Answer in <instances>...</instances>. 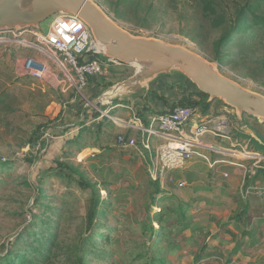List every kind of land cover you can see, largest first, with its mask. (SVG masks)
<instances>
[{
    "label": "rangeland",
    "instance_id": "rangeland-1",
    "mask_svg": "<svg viewBox=\"0 0 264 264\" xmlns=\"http://www.w3.org/2000/svg\"><path fill=\"white\" fill-rule=\"evenodd\" d=\"M95 1L131 34L182 46L211 60L216 54L215 43L225 24H229L226 19L218 20L219 28L213 25L217 21L205 17L201 6L191 0ZM53 17L40 22L36 29L45 33ZM20 31H15V40L0 42V258L11 250H24L23 242H17L16 237L37 217L47 226L43 225L47 229L45 234L40 232L42 239L56 232L54 243L58 244L59 252L52 258L55 264H70L66 251L73 252L81 237L95 242V246L85 244L89 264H144L153 255L165 260L164 264H264V196L252 192V188L246 193L254 185L246 180L249 177L244 172H233L234 167L221 168L222 163H218L212 168L207 166L209 173L202 170L203 183L193 179L194 184L177 187L176 176L184 175L183 168L199 159L194 156L182 170L165 173L160 187L166 193L153 201L150 164L156 145L164 140L152 138V148L147 150L135 137L137 143L133 147L121 148L116 145L119 126L113 123L112 128L103 127L104 133L88 131L81 134L77 143L67 144L83 127L95 128L94 124L104 116L98 110L99 118L91 116L94 106L84 98L91 97L90 87L78 93L53 63H50L52 75L46 79H33L19 72L18 65L25 58H42L35 49V37L30 32L19 35ZM8 35L13 37L12 33ZM229 47L220 73L264 95V35L260 43L252 44L241 54L243 49H231L233 43ZM225 51L222 46L220 52ZM134 71L135 67L129 65L107 67L94 78L111 85ZM183 81L182 85L173 83L174 94L169 91V84L163 85L160 94L172 103L182 92L195 90ZM141 93L155 99L146 89ZM107 105L101 106L110 115H122V111L109 109ZM220 108L228 118L229 135L243 126L244 132L251 130L248 124H240L241 118L230 107L214 106L210 112L216 113ZM233 137L236 141H248L242 136ZM213 140L209 134L203 137L206 144L215 145ZM207 149L200 151L209 160L216 158L213 150ZM234 149L242 152L237 146ZM233 156L244 159L239 161L244 167L250 165L249 158ZM55 159L76 168L92 187L80 188L65 170L62 176L45 173L55 165ZM223 172L228 177H223ZM38 189L41 196L34 203ZM94 191L102 212L93 226L88 227L87 206ZM250 195L255 197L247 198ZM174 198L183 204L191 201L190 207L181 209L186 215L181 223H176L170 211ZM242 211H245L242 220L234 221V216ZM157 215L162 216L161 222H155ZM101 233L109 236V243H103ZM24 237H28L26 232ZM99 250L109 255L99 258L95 255Z\"/></svg>",
    "mask_w": 264,
    "mask_h": 264
},
{
    "label": "trees",
    "instance_id": "trees-1",
    "mask_svg": "<svg viewBox=\"0 0 264 264\" xmlns=\"http://www.w3.org/2000/svg\"><path fill=\"white\" fill-rule=\"evenodd\" d=\"M196 6H201L202 11L204 12V16L207 18H212L215 22L213 25H219L218 20L220 21H226V19H229L228 22L225 24L222 33L219 36V39L215 43L216 45V54L214 55V61H216L219 64V68L223 64H225L226 58L228 57L230 51L229 46L231 43H233V47L231 49H240V54L245 51L244 49H249V47L253 44L256 46V44L260 43L261 36L264 35V0H228L227 2H224L225 0H191ZM228 24V25H227ZM221 25V24H220ZM218 26V28L220 27ZM227 25V26H226ZM224 47L226 49L225 52L221 53L220 48ZM229 47V48H228ZM171 78L169 84V91L171 94L175 93L174 84L178 83L179 85H182L184 83L183 80H186V83L191 84L193 87H195L191 82H189L187 79L183 78L179 75L178 72H174L171 75H169ZM182 77V78H181ZM161 78V77H160ZM91 83H95L97 88L91 95L90 99H95L98 95H100L106 87H108L110 84H103L96 80L94 77L88 78V85L90 86ZM163 85H160L157 88H149L147 91L155 96V100H158L162 105L163 108L159 109H152L148 106H143V108H140L137 111V117H139L144 125H147L148 118L147 116L149 114H161L164 112H167L168 110H171L174 106H189L192 108L198 109L200 112V115H216L217 111L212 113L210 112L212 104L218 107L219 105H222L224 107H228L225 105L221 100L214 99L212 101H208V95L195 90L190 91H184L181 93V96L176 101H173L172 103H169L167 98L165 96L160 94V90L163 92ZM80 112V111H79ZM83 112V110H82ZM93 118H99V112L96 109H92V115ZM82 126L83 125V122ZM243 123V124H242ZM240 124L250 126V129L253 131L255 137L251 136L250 134H246L244 130L242 129H236L235 135L236 136H242L246 139H248V150H251L253 152H258L261 155L264 156V122H260L257 118L243 114L240 119ZM95 128L89 129L88 127H83L76 136L68 140L66 142L67 144L70 143H77L79 140V137L82 133H86L88 131H93L95 134L104 133L103 127L109 126V128L113 127V122L108 119V117L102 118L101 120L97 121V124H94ZM246 126V127H248ZM249 128V127H248ZM110 137L111 132L107 133ZM34 137V136H33ZM32 137V140L34 138ZM108 147V144L107 146ZM122 148V147H121ZM130 148V147H128ZM53 166L47 168L48 171L45 172L47 174H55L57 176H62L63 171L65 170L66 175L70 180H73L76 182V184L82 188V189H90L92 187V184H89L87 181H85L83 175L72 165L67 164L66 162H61L58 159L54 160ZM58 169L59 172H56ZM70 172L72 174L69 175ZM247 177H249L247 175ZM251 180L249 178H246L247 181L256 184L258 182L262 183L264 181V162L261 163V166L255 170V173L253 176H251ZM41 182V181H40ZM153 186V198L152 200H155V197L165 194L161 187H160V181L154 180L152 181ZM41 196V190L37 193V198L35 199L34 203H38L39 197ZM176 201L173 202L172 206L170 207V211L175 215L176 223H181V221L186 220L185 210H181L183 206H191V201L183 204L181 200H178V198H174ZM100 200L97 196V192L94 191L93 195L91 194L90 200L87 206V223L88 227L93 226V223L95 219L101 214L102 210L100 209ZM247 210V207L245 208ZM244 209V210H245ZM187 210V209H186ZM52 212V211H51ZM245 211H242V213H237L234 216V221L240 222L241 214H244ZM162 216L157 215L155 222H161ZM243 223V222H241ZM246 225L247 219L245 221ZM58 224V223H57ZM38 225V229L36 230V226ZM43 224V221H40L37 217L32 221L31 225L27 227V230H24L21 232V234H18L16 237V241H22L24 244V250H20L17 248L16 250H11L7 252L2 258H0V263L2 264H55L52 260V258L57 256L58 251V244H55V231L51 232L48 239H42V235H40V232L45 234L47 232V226ZM188 226V224L186 225ZM53 229H57L56 224L53 226ZM25 232L27 233L28 237H24ZM100 234H98L97 237H99ZM101 240L104 244L109 243V236L107 234L101 233ZM74 246L73 252L70 250L66 251L67 258H71L70 264H89L88 258L86 257V243H90V245L95 246V242L89 241V238L87 237H81ZM170 245V248L172 251L175 250L173 243L168 242ZM100 251V252H99ZM95 255L99 258L109 255L108 252L104 250H99ZM164 261L162 258H158L156 255H153L150 259V261L145 262L144 264H164Z\"/></svg>",
    "mask_w": 264,
    "mask_h": 264
},
{
    "label": "water",
    "instance_id": "water-1",
    "mask_svg": "<svg viewBox=\"0 0 264 264\" xmlns=\"http://www.w3.org/2000/svg\"><path fill=\"white\" fill-rule=\"evenodd\" d=\"M60 11L77 15L104 55L135 67L131 75L88 100L96 109L103 110L102 101L141 93L158 78L178 72L197 91L208 95V101L219 99L238 117L247 114L264 122V95L224 76L216 61L199 53L157 38L131 34L95 0H0V31L37 28Z\"/></svg>",
    "mask_w": 264,
    "mask_h": 264
},
{
    "label": "built area",
    "instance_id": "built-area-1",
    "mask_svg": "<svg viewBox=\"0 0 264 264\" xmlns=\"http://www.w3.org/2000/svg\"><path fill=\"white\" fill-rule=\"evenodd\" d=\"M53 16L45 33L36 28L19 30V35L30 32L35 37L37 43L35 49L42 57L25 58L18 65L21 74L33 79H46L52 75L50 63H53L59 68L63 78L73 84V88L80 93L87 87L89 77L102 74L107 67H122L124 65L122 62L104 55L97 48V42L91 31L77 15L60 11ZM15 31L17 30H1L0 42L15 40L17 37ZM9 33L13 34L12 38L8 37ZM111 103L112 101H102L101 105ZM98 111L102 116L109 117L103 110ZM199 118L200 115L196 108L179 105L161 114H150L146 126L141 125L139 117L134 118V123L139 124L138 127L146 135L142 140V146L145 149L152 148V138L164 140L163 143L156 145L155 155L150 164V174L154 180L161 182L167 171L182 169L187 160L194 156L203 159L210 167L226 162L225 160L211 161L200 149L217 150L205 144L203 137L206 134L212 136L226 134L227 120L223 116L205 120ZM113 122L118 126H122V123L125 124L119 119H114ZM135 142V139L122 133H118L116 136V145L122 148L133 147ZM242 153L245 158L264 160L262 159L263 155L253 151L244 150ZM231 164L245 169L241 163L231 162ZM247 173L253 174V172L246 171L244 175L246 176ZM227 176L228 174L224 173V177ZM176 183L179 188L187 185L180 179ZM250 188L257 195H264V184L250 186L246 189V193H250Z\"/></svg>",
    "mask_w": 264,
    "mask_h": 264
},
{
    "label": "crops",
    "instance_id": "crops-1",
    "mask_svg": "<svg viewBox=\"0 0 264 264\" xmlns=\"http://www.w3.org/2000/svg\"><path fill=\"white\" fill-rule=\"evenodd\" d=\"M169 80H171V78L169 76L158 78L155 82H153V84L150 86V88L152 89L154 86L157 88L160 85H166L168 82H170ZM89 87H90L89 91H90V96H91L92 93L97 88H95L96 87L95 83H91V85ZM148 89L146 88V90H148ZM141 94L142 93H137V94L129 95L127 97H119L116 100L112 101L111 104L107 105L108 106L107 108H109V109H113V108L119 109L118 111H122V115H110L108 112V109L106 110L105 108H103V110H105L104 112H106L108 114V116L110 117L109 119L114 120V119L120 118L119 120H122V122L125 123V124L122 123V126H119L120 132H118V133L125 134L127 137H130L133 139H135V137H137V139H139V143L142 144L143 137H145L146 135L142 132L141 128L138 127L139 124L134 123V118L137 117V114H136L137 111L140 108H143V106H148L149 108H152L155 110L159 109V108H163L164 106L162 104H160V102L158 100L153 99L152 96H150L149 94H145V95H141ZM146 95H149L148 96L149 99L146 98ZM84 98L89 103L88 100L90 98H87V97H84ZM212 106L214 107L215 105L212 104ZM212 106H211V109L213 108ZM96 110H98V109H96ZM216 111H217V109H216ZM219 111H217L219 113L216 115L208 114V115L203 116V115H200L198 110H197V113H198V115L202 116V118H201L202 120H205L208 118H215V117H222L223 116L227 120V123H228V118H226V116L223 114L224 113L223 110L220 108ZM149 115L147 116V118L149 117ZM141 125L146 126L143 124L142 120H141ZM116 126H118V125H116ZM243 127H240V129H243ZM228 128H229V125L227 126V133L226 134H222L221 136H212L211 135L214 138L213 141H215V143H216L215 145H213L210 142H207L208 143L207 145L217 149L216 151H212L213 155L216 156V158H214L213 160H225L226 162H223L222 165H220V167L221 168L234 167L232 170L233 172H235L236 170L240 171L242 173L243 172L245 173L246 171L250 172V173L253 172V174L251 173L252 175L249 173L246 174L250 178L251 176L254 175L255 170L261 166V163L264 162V160H258L257 158L250 159L249 160L250 165L248 167H245L246 170L245 169L240 170L239 167L236 168L237 166L235 167V165H232L231 162H233V161H235L234 163H240V162L244 161V159H242V158L237 159L236 157L233 156L234 152H238L236 149H234L236 146L241 148L242 152L244 150H247V151H250V150H248V148H247L248 141H246L244 139H240L242 141H240V140L236 141V139L233 137V136H235V133L229 135ZM245 133L250 134L251 136L255 137L254 133L251 130H249L248 132L245 131ZM136 143H137V141H136ZM207 150H209V149H207ZM202 152H204V151H202ZM242 152L239 151V153H242ZM256 153H258V152H256ZM258 154L261 155L260 153H258ZM234 158H236L238 161L235 160ZM262 159H264V158H262ZM241 164H243V163H241ZM207 166L210 167L207 162L201 161V158L194 159L193 161H191L187 164L186 168H183V170L181 169L182 171L185 172V174L184 175H178V176H176V178H179L180 180L185 181L186 184H189L191 182H193V184H194L193 179H197V183H203L202 182V179H203L202 175L207 171H208V173L211 172L209 170L210 168L208 169ZM202 170H205V172ZM226 172L222 173L223 177H224V173H226ZM251 179L252 178H250V180ZM260 184H264V181L262 183H259V184H257V183L253 184L250 182V185H260ZM250 197H255V195H250L247 198H250ZM263 221H264V219H263Z\"/></svg>",
    "mask_w": 264,
    "mask_h": 264
},
{
    "label": "bare ground",
    "instance_id": "bare-ground-1",
    "mask_svg": "<svg viewBox=\"0 0 264 264\" xmlns=\"http://www.w3.org/2000/svg\"><path fill=\"white\" fill-rule=\"evenodd\" d=\"M97 48L99 49V50H101V46L99 45V44H97ZM120 119V118H119ZM233 154H235V155H243L242 153H239V152H234Z\"/></svg>",
    "mask_w": 264,
    "mask_h": 264
}]
</instances>
